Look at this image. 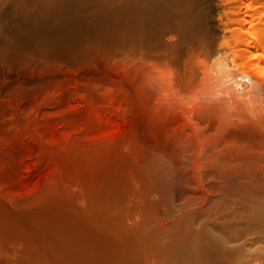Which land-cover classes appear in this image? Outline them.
<instances>
[{"label": "bare ground", "instance_id": "obj_1", "mask_svg": "<svg viewBox=\"0 0 264 264\" xmlns=\"http://www.w3.org/2000/svg\"><path fill=\"white\" fill-rule=\"evenodd\" d=\"M131 102L147 133L137 141L125 129L137 108ZM124 132L136 156L130 162L148 180L139 195L145 211L162 215L182 171L175 167L186 163L211 204L195 234L219 227L237 244L225 243L224 256L251 241L264 256V0H0V177L18 164L51 182L19 194L0 184V215L39 251H66L64 241L86 226L83 210L70 211L71 194L51 186L81 179L82 146L108 149ZM172 147L176 158H153ZM45 162L52 170L38 171ZM186 207L173 205L182 215ZM179 235L154 237L151 264L171 263L164 255ZM196 237L179 244L182 264H219L220 251L209 254Z\"/></svg>", "mask_w": 264, "mask_h": 264}, {"label": "rangeland", "instance_id": "obj_2", "mask_svg": "<svg viewBox=\"0 0 264 264\" xmlns=\"http://www.w3.org/2000/svg\"><path fill=\"white\" fill-rule=\"evenodd\" d=\"M165 99L177 100L181 98ZM76 100L77 102L82 101L81 98H76ZM135 100L137 102V99L134 98V103H136ZM67 102L68 98L61 99V107H65ZM137 106V104L132 105V109L133 107ZM133 110V115L128 116L129 121L125 124L126 132L128 129H130V133H128L129 130L127 132L129 135H131L130 137L126 132H124L126 134H123L124 137L121 135L122 137L119 136V140L117 139L116 141V138L112 140L115 143L110 142L114 145H112L113 147L109 146V150L105 149L108 144L106 143L105 145L103 144L104 142H94L96 143V145L94 146L95 150H98L97 152H95L94 148L92 149L94 150V152H92L90 148L94 143L87 145L88 147L89 145H91L89 147V150L91 152H87L88 147L85 148L86 145L82 146L78 150L80 153L78 152L77 154V158L80 163L76 162L74 163V165L70 164L71 166L67 165L61 168L63 171H66L68 169H74L78 167L79 164H81L82 167L80 165V167L76 168L81 174L79 177V179H81L72 186L67 185L68 181H66V179H60L56 184H53L51 186V190L53 192H55L54 189H57L56 192L59 193L58 196L61 194L62 196H68L71 194L72 196L70 195L68 198H72V200L76 199L78 196V198L80 199H76V203L78 204L82 200L80 202V206H78V204H75V200H71L72 204L69 210L73 212V208L78 210L80 207L81 210H83V213L80 217L82 218V221L86 226L83 228L76 227L73 230L72 236L64 241L68 249L66 251H62L51 246H46L44 247V251H39L38 246L31 241L25 231L18 227L11 226L10 220L6 221L5 217L0 215V218L3 217V220H1L5 222L3 223L0 220V264H151L154 263V261L157 259V254L159 252L158 242H155L154 237L156 238V236H160L164 237L163 241H170V236L178 232L180 233V235L177 237L178 241H176L168 248V253H166L165 255L162 254L160 256H173L174 258L172 257L173 259L170 261V264L183 263L181 261V257L183 255L181 256V253L179 252V244L185 240L188 241V239L190 241L194 237V235L197 236L195 238L197 241L199 239V241L202 240L203 244L205 243L209 254L216 255L214 253L220 251L219 255H217L220 256L219 258H221V260H218L219 264H264V256H262L258 252V250H260V244L253 243V241H251L247 245L249 248H236V250H233V252L227 253L226 256H224L225 251L223 250L225 248V243L231 241L228 244L230 246H235L237 244H235L236 242L230 240L231 238L225 237L222 229H220L219 227L215 228L216 232L214 233V235H207L205 233L206 231H209L207 228L199 234H195L196 230L198 229L196 224L202 221L206 222L205 220L211 213V204H204L205 202H203L202 196L200 195L199 190L194 183V178L190 173L187 174V170L189 169L190 171L191 168L190 166L187 167L186 163L177 165L175 167L182 171H179L180 177L177 176L175 186L172 185L174 188L172 186L171 189L168 188V191L172 190L173 193L168 202H166V204L162 206V215L158 218H154V215L150 211L147 212L144 210V202H142V199L139 195L145 192L144 190L148 186V180L143 176V174L139 175L138 173L141 170H139V168H136V166H134L132 162H130L135 159L136 156L133 151L130 150V147H128L126 142L127 139L129 140V138L132 141V139L135 137L133 140H136L138 139V137L140 138V135L141 137H144L147 133L146 129L143 127V122L139 118L138 113H136L139 111V107ZM134 122H136V124ZM133 123L135 128L132 127ZM139 128L141 129L137 130ZM134 131H136L137 133ZM139 131H142L143 134ZM134 133H136V136L134 135ZM127 135L129 138L127 137ZM99 143H102V146L105 145V147L103 146V148L108 151H105L101 145V148H96ZM83 147L85 149H83ZM100 149L101 151H99ZM83 150H86V155H84V152H81ZM175 152L176 150L172 147L167 151L165 155L157 154L154 155L153 158L156 159L162 156L164 160L170 161V159L176 158L178 156V154ZM87 153L89 154L88 156L92 157L91 161L90 158H88L90 161L88 165L86 163L89 161L85 160V158H83L84 161L80 160L82 159V157L87 156ZM91 153L100 157L94 156L95 158H93ZM79 154L81 155V157ZM140 157H142V159L145 158L143 156ZM103 161H106L104 162L105 164H103ZM94 162L95 164L99 163V167L98 165H96V167H92L91 165H93ZM75 164H77L76 167ZM51 167L52 164L45 162V164L43 163L40 165L38 171L45 172V170H52ZM81 168L82 171L80 170ZM13 170L16 172L14 173ZM23 171L25 172L24 169L19 168L18 164L17 166L15 164L14 169L6 172L8 174V177L6 176V174H4L3 177H0V184H4L14 194H19L28 192L30 193L31 191L33 192L40 186L48 185V183H51L48 182L47 179L49 178L46 175H36L35 177L34 175L38 174L37 171H32L31 173H29L30 176L25 174L27 170L25 173ZM102 172L103 175H101ZM9 176H11V178H9ZM91 176L92 180L97 178L95 180L96 182L94 181V183H92L93 181L91 180ZM16 177L19 181L20 179H22L21 184L20 182L18 183ZM27 181L28 186L30 187H24L27 184ZM18 186L20 187L18 188ZM67 189L68 191L66 192ZM27 190L31 191L27 192ZM72 191L75 192L73 193ZM73 196L75 198H73ZM137 197H140L139 201ZM157 197L158 196H154L150 199H158ZM45 199V197H40L39 201H43ZM140 201L142 203H140ZM180 202H185L187 204V207L185 209L186 211H188L187 214L182 215V213L176 212V209H173V205ZM84 204H86V206ZM76 206L78 207L76 208ZM167 208L170 209V212L167 211ZM171 209L173 210L171 211ZM194 222H196V224ZM139 223L145 224L144 229H129V226L135 228ZM156 223L161 224L160 228L157 230L155 228ZM248 252H250V254H248Z\"/></svg>", "mask_w": 264, "mask_h": 264}]
</instances>
